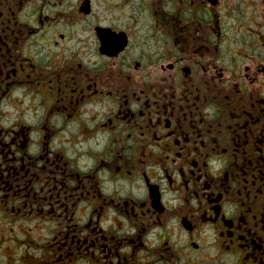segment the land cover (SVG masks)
<instances>
[{
    "label": "flooded vegetation",
    "instance_id": "1",
    "mask_svg": "<svg viewBox=\"0 0 264 264\" xmlns=\"http://www.w3.org/2000/svg\"><path fill=\"white\" fill-rule=\"evenodd\" d=\"M62 18L108 63L58 64ZM12 93L36 122L0 140V193L53 225L57 261H165L173 223L188 259L264 264V0H0Z\"/></svg>",
    "mask_w": 264,
    "mask_h": 264
},
{
    "label": "rangeland",
    "instance_id": "2",
    "mask_svg": "<svg viewBox=\"0 0 264 264\" xmlns=\"http://www.w3.org/2000/svg\"><path fill=\"white\" fill-rule=\"evenodd\" d=\"M45 11L47 12L48 10L46 9ZM45 11L43 12L46 13ZM76 15L77 14L73 16L75 17ZM24 17L25 16L21 14L17 16L18 19H23ZM62 20L63 18L56 20L54 29L57 32L53 39L62 43V41H60L62 39H59L58 36L63 34L69 38L67 40V46H65V42H63L64 46H59L57 49L53 47L49 48V52H52V55L59 57L58 64H61L64 59H69V55L72 53L77 54L76 59L82 61L83 65H90L93 61L108 63V61L102 60L97 56L94 45H90L88 48H82L78 44L79 41L84 40L82 34L72 33V35L69 36L63 29ZM45 40L46 39L44 38L41 42H44ZM70 44H73V46H70ZM50 60L53 61L55 59L52 57ZM18 93L20 94V92ZM18 93H12L13 95L4 99L3 97H0V99H3L0 101V131H2L0 133V140L4 142L7 141V135L11 130H16L23 125L27 127L36 122L35 114L29 110V104L31 101L29 99L20 100L14 95ZM39 118L40 116L37 115L38 122ZM35 129L38 130V128ZM42 197L44 198L45 196L43 195ZM10 198L11 194H8V191L0 193V264H102L98 261L89 263L84 259L57 261L49 247L50 236L55 232L53 225L51 227L45 225L40 226L38 222L39 218L36 217V214L34 217L29 215L30 212H28L23 206L28 202L27 198H23L21 202H16L15 199L11 201ZM31 200H34V198L30 196V201ZM18 209L20 211H18ZM75 213L76 216L74 220H82V218H79L80 213H77V210ZM113 217L117 218V216ZM93 219L95 220L96 217H93ZM170 225L171 231L169 230V232L173 239L172 246L175 248V251L172 252L171 257H168L165 261L148 259L146 264H192L191 258L197 260L198 257L201 258L205 264H232V262H234L231 255H222L220 258L215 257L214 254H216V251L213 249H209L204 255V247H202V254H192L191 258L188 259L187 254L192 251L184 250V241L180 244L175 243L181 235L180 226L176 228L173 223H170ZM106 226L107 225L104 224V227ZM145 236H147V242H144L149 246L152 244H149L148 242L152 241L153 237L159 236V234L153 229L148 231ZM201 240L202 239H200V241ZM210 243L211 240L208 241L207 246H209ZM147 251L148 250H144V252ZM152 255V253L148 254L150 257ZM206 256L211 257L209 261L204 260ZM142 257L143 255L138 257V264H144V259Z\"/></svg>",
    "mask_w": 264,
    "mask_h": 264
},
{
    "label": "clouds",
    "instance_id": "3",
    "mask_svg": "<svg viewBox=\"0 0 264 264\" xmlns=\"http://www.w3.org/2000/svg\"><path fill=\"white\" fill-rule=\"evenodd\" d=\"M217 166L219 167V166H221V165L218 164Z\"/></svg>",
    "mask_w": 264,
    "mask_h": 264
}]
</instances>
